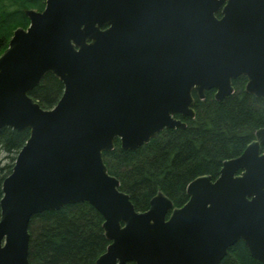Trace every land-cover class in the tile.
Here are the masks:
<instances>
[{"label": "water", "instance_id": "obj_1", "mask_svg": "<svg viewBox=\"0 0 264 264\" xmlns=\"http://www.w3.org/2000/svg\"><path fill=\"white\" fill-rule=\"evenodd\" d=\"M25 14L0 56V131H30L3 183L0 264H31V220L80 203L111 243L95 264H221L238 242L264 264V128L181 208L159 192L137 211L104 160L117 140L137 151L185 130L194 93L222 102L244 76L264 100V0H47ZM49 74L65 90L45 110L29 94Z\"/></svg>", "mask_w": 264, "mask_h": 264}, {"label": "trees", "instance_id": "obj_2", "mask_svg": "<svg viewBox=\"0 0 264 264\" xmlns=\"http://www.w3.org/2000/svg\"><path fill=\"white\" fill-rule=\"evenodd\" d=\"M47 0H0V56L8 49L14 32L27 29L26 10L44 11ZM235 93L218 102L215 92L205 101L194 94L196 117L187 128L166 130L137 151H125L119 140L104 154L109 173L121 183L139 212L150 209L162 192L175 208L185 206L187 188L196 179L217 180L224 162L239 158L264 128V100L245 91L246 80L235 81ZM64 85L49 74L29 95L45 110L53 109L64 94ZM178 119H183L181 116ZM30 138V131H0V154L12 156V164L0 167V219L3 183L12 174L17 156ZM103 216L89 203L45 212L31 220L29 261L31 264H95L110 242L103 229ZM133 264V263H129ZM221 264H262L243 242L232 247Z\"/></svg>", "mask_w": 264, "mask_h": 264}, {"label": "flooded vegetation", "instance_id": "obj_3", "mask_svg": "<svg viewBox=\"0 0 264 264\" xmlns=\"http://www.w3.org/2000/svg\"><path fill=\"white\" fill-rule=\"evenodd\" d=\"M210 1H212V0H210ZM218 2H221V0H217ZM225 7H226V4L225 3H222L221 5H220V7L218 8L219 9V11L216 13V17H217V19H219V20H221L222 18H223V12H224V9H225ZM240 78H245V80H246V86H245V91H246V87H247V84H248V78L247 77H240ZM239 79V78H238ZM238 79H236V80H238ZM236 80H234L233 81V87H234V89H235V91H236V88H235V81ZM208 92H215L214 93V97H215V99H216V94H217V92H216V90H209V91H207L206 93H205V99H206V97H207V93ZM194 94H196V93H194ZM194 94H193V97H194ZM195 99V98H194ZM197 99H199L200 101H205V99H200L199 98V96H198V94H197ZM178 116H181L183 119H178L177 117ZM178 116H176V119L177 120H180L181 122H183L184 124H186L185 123V121L186 120H188V119H192V118H190V117H185V116H182V115H178ZM187 125V124H186ZM256 133V132H255ZM256 139V138H255ZM255 139L252 141V143L255 141ZM251 143V144H252ZM262 154H264V147L262 148Z\"/></svg>", "mask_w": 264, "mask_h": 264}, {"label": "rangeland", "instance_id": "obj_4", "mask_svg": "<svg viewBox=\"0 0 264 264\" xmlns=\"http://www.w3.org/2000/svg\"><path fill=\"white\" fill-rule=\"evenodd\" d=\"M33 11H37L40 12L38 10L33 9ZM12 156L10 157L7 154L1 153L0 154V167H4V166H8L10 164H12Z\"/></svg>", "mask_w": 264, "mask_h": 264}]
</instances>
